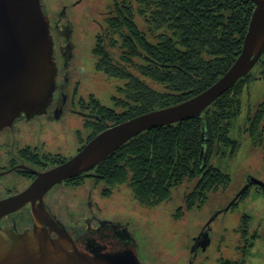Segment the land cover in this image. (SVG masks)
<instances>
[{
    "label": "trees",
    "instance_id": "obj_1",
    "mask_svg": "<svg viewBox=\"0 0 264 264\" xmlns=\"http://www.w3.org/2000/svg\"><path fill=\"white\" fill-rule=\"evenodd\" d=\"M254 7L252 0H111L99 17L92 53L95 68L118 81L119 95L113 107L92 97L99 122L94 121L84 143L108 126L183 102L212 85L240 54ZM253 79L250 71L200 117L139 133L94 168L72 177V187L88 178L103 183L107 197L113 187L126 184L139 204L155 206L176 186L196 179L184 205L201 206L208 194L230 183L229 174L209 161L213 155L235 154L238 142L229 133L242 109L243 90ZM246 121L252 141L264 137V97ZM249 220L241 218L243 234Z\"/></svg>",
    "mask_w": 264,
    "mask_h": 264
},
{
    "label": "rangeland",
    "instance_id": "obj_2",
    "mask_svg": "<svg viewBox=\"0 0 264 264\" xmlns=\"http://www.w3.org/2000/svg\"><path fill=\"white\" fill-rule=\"evenodd\" d=\"M41 2L46 5L54 40L63 42L69 38L73 45L70 85L75 87L78 83L79 96L86 98L92 94L101 104L113 107V97L119 95L118 81L98 71L92 55L98 32L95 22L111 0ZM57 22L62 25L55 30ZM68 26L71 32L66 37L62 29ZM260 58L251 70L254 79L243 90L242 109L229 133L237 140L238 148L233 156L213 155L209 161L229 174L230 183L226 188L208 194L201 206L187 209L184 195L196 183V179L188 180L173 188L167 200L155 206H144L133 198L126 184L113 187L106 197L102 195L105 185L95 184L87 178L78 187H58L55 210L63 217L66 215V221L74 219L72 224L77 228L89 216L123 223L136 242V256L141 264H264V189L251 185L236 206L231 207L239 197L229 206L248 178L264 183V137L252 141L245 131L248 111L253 112L264 97V53ZM116 110L120 112L121 108L116 107ZM76 127L78 137L82 135L85 139L90 130H84L80 119H77ZM90 190L91 197L88 198ZM87 201L92 205L89 206ZM244 215L250 217L245 234L239 230ZM200 234H207L209 241L199 246L202 250L192 262L189 247Z\"/></svg>",
    "mask_w": 264,
    "mask_h": 264
},
{
    "label": "water",
    "instance_id": "obj_3",
    "mask_svg": "<svg viewBox=\"0 0 264 264\" xmlns=\"http://www.w3.org/2000/svg\"><path fill=\"white\" fill-rule=\"evenodd\" d=\"M41 1L0 0V130L11 126L22 114L33 116L46 112L52 99L58 68ZM252 1L255 7L241 52L212 85L183 102L104 129L72 158L37 173L25 190L0 200V220L30 204L34 222L32 228L23 232L0 227V264H141L132 248L103 255L81 250L65 226L46 211L43 197L54 185L94 168L139 133L200 117L211 103L246 76L264 53V0ZM205 159L204 148L202 161ZM251 185L264 189L263 182L250 177L229 206ZM52 231L56 237L51 236Z\"/></svg>",
    "mask_w": 264,
    "mask_h": 264
},
{
    "label": "flooded vegetation",
    "instance_id": "obj_4",
    "mask_svg": "<svg viewBox=\"0 0 264 264\" xmlns=\"http://www.w3.org/2000/svg\"><path fill=\"white\" fill-rule=\"evenodd\" d=\"M43 9L49 22L50 34L54 42V61L58 68L54 92L46 112L33 116L22 114L13 121L11 126L0 130V200L25 190L37 177V173L47 171L76 155L88 142L84 143L92 134L94 121L96 124L99 122L90 102L93 95L89 94L86 98L79 96L78 83L75 87L70 85L69 66L73 57V45L69 38L63 42L54 40L46 5ZM63 13L65 14V10ZM104 13L106 11L100 13V16ZM95 23L98 28L101 27L99 19ZM56 24L55 30L62 25L60 22ZM70 32L69 26L62 29L66 37ZM77 119H80L85 131L90 130L85 139L82 135L78 137ZM72 179L63 180L46 192L43 197L46 211L54 215L65 226L77 246L89 254H114L125 248H132L135 251L136 242L133 236L118 220L89 216L77 228L76 224H72L74 219L69 218L66 221V215L63 217V214L55 210L58 203L56 190L58 187L66 189L68 186L71 187ZM91 192V190L88 192V198L91 197ZM87 204L92 205L91 201H87ZM30 206L28 204L4 216L0 220V227L13 228L18 232L32 228L34 222L30 215ZM51 236L56 237V233L52 231ZM208 241L207 234L193 239L189 247L192 262L199 250H202L199 246Z\"/></svg>",
    "mask_w": 264,
    "mask_h": 264
}]
</instances>
